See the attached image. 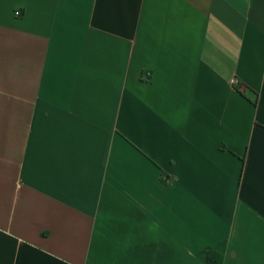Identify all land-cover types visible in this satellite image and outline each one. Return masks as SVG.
Here are the masks:
<instances>
[{"label": "crops", "instance_id": "0c3cea01", "mask_svg": "<svg viewBox=\"0 0 264 264\" xmlns=\"http://www.w3.org/2000/svg\"><path fill=\"white\" fill-rule=\"evenodd\" d=\"M210 253L264 264V0H0V264Z\"/></svg>", "mask_w": 264, "mask_h": 264}, {"label": "trees", "instance_id": "16d2710c", "mask_svg": "<svg viewBox=\"0 0 264 264\" xmlns=\"http://www.w3.org/2000/svg\"><path fill=\"white\" fill-rule=\"evenodd\" d=\"M213 255H214V253H210L208 255L207 261H208L209 264H214V262H213Z\"/></svg>", "mask_w": 264, "mask_h": 264}, {"label": "built area", "instance_id": "2783aa9c", "mask_svg": "<svg viewBox=\"0 0 264 264\" xmlns=\"http://www.w3.org/2000/svg\"><path fill=\"white\" fill-rule=\"evenodd\" d=\"M20 14V12H17V15H19ZM231 84L233 85V86H238L239 85V82L236 80V79H233L232 81H231Z\"/></svg>", "mask_w": 264, "mask_h": 264}]
</instances>
